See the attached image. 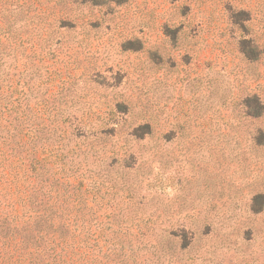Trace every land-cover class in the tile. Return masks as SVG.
Segmentation results:
<instances>
[{
  "label": "rangeland",
  "instance_id": "1",
  "mask_svg": "<svg viewBox=\"0 0 264 264\" xmlns=\"http://www.w3.org/2000/svg\"><path fill=\"white\" fill-rule=\"evenodd\" d=\"M9 97L65 145L94 257L264 264V0H0Z\"/></svg>",
  "mask_w": 264,
  "mask_h": 264
},
{
  "label": "trees",
  "instance_id": "2",
  "mask_svg": "<svg viewBox=\"0 0 264 264\" xmlns=\"http://www.w3.org/2000/svg\"><path fill=\"white\" fill-rule=\"evenodd\" d=\"M6 101L8 111L0 106V264H136L132 255V263L121 255L110 261L118 254L115 243L94 257L96 245L81 238L91 227L80 225L76 198L67 193L80 185L64 176L67 153L64 144L51 142L49 116L37 114L41 122L30 124Z\"/></svg>",
  "mask_w": 264,
  "mask_h": 264
}]
</instances>
